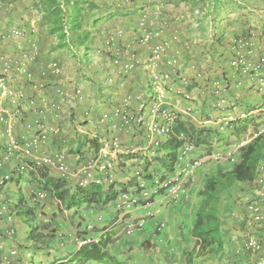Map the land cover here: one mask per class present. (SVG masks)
<instances>
[{
	"label": "crops",
	"instance_id": "crops-1",
	"mask_svg": "<svg viewBox=\"0 0 264 264\" xmlns=\"http://www.w3.org/2000/svg\"><path fill=\"white\" fill-rule=\"evenodd\" d=\"M22 2L27 7L23 13V19L28 20L30 26L39 28L40 14L37 15L36 11L31 10L30 0H22ZM183 6L180 4L168 11L162 9L161 12L157 11L155 16L150 15L149 10H144L141 17L138 18L136 26L139 28L144 15H146L144 17H146L147 27L154 31H160L164 29V26H169L170 31L177 35L179 41L177 45L182 49V68L187 82L177 85L180 95H168L165 106L176 110L179 118L187 125L194 127V130L203 131L198 137H194L195 140L199 138L202 142L198 146L194 142L192 143L196 148L193 156L201 160L202 165L191 175L190 181L182 179L183 183L189 182L188 187L184 188V194L176 202L166 198L164 194H160L146 206L139 205L131 208L126 219H140L144 221V224L139 230L130 234L119 229L120 214L114 209V201L103 208L83 204L79 208L69 210H66L50 194L42 202L44 209L55 214V218L46 221L54 226L52 229L55 230L56 235L57 230L61 235L64 233V229L68 230L71 226L77 228L75 231L83 228L89 230L90 227H94L96 228L94 237H108L111 241L107 248L108 252L119 262L126 264H187L188 254L193 253L192 255L195 257L198 246H196V239L192 236V229L196 220L195 215L203 199L202 192L206 181L216 174L229 171L232 167L225 161H208V153L210 150L232 147L241 140L248 143L256 135L264 132V69L260 70L259 79L253 80L248 76L242 78L236 76L231 71L234 45L238 42L233 41L234 38L242 32L247 35L242 40L250 41L252 44V52L247 62L254 66L264 51V34L260 28L264 24L251 23L249 30H246L247 27H243L244 17H241V20L237 21L238 23H230L228 20L232 13L228 12L220 16L216 22H212L208 16V7L200 10L189 8L187 5ZM243 12L245 11H240V14ZM259 12L261 11L257 9L252 18L259 17ZM127 20V17L112 19L117 23H110V26H114L113 36L121 39L123 46L130 45L135 38L127 29ZM11 27L21 28V25L15 23ZM167 35L169 37V33ZM219 38L221 39L216 44V40ZM22 41L23 48L27 47L25 40ZM49 42L51 44L53 40L46 44ZM131 48L135 51L138 61L135 71L127 78L119 79L114 83L111 81L106 83L107 86L105 85V88L102 89L118 105L125 104L124 101H127L128 94L132 92V89H144L149 78L148 73L141 66L149 55V51L137 45ZM0 52L20 56V51L15 43H2ZM53 59L60 64L61 72L58 75H53L45 69V66ZM27 71L31 73V83L26 82L24 74L18 72L11 78L8 90L0 91V109H3L6 115V120L0 128V160L3 161L6 155V146L11 139L19 144V150L8 161H3L0 167L1 177H8L0 194V204L3 207L12 208V205L16 204H22L25 207L31 206V193L40 177L63 179L68 183V187L73 189L76 186L77 165L88 156L98 157L109 162L112 166L106 176L94 175L93 184L101 187L104 192L111 185L118 190V193L120 191L136 192L142 186L150 189L158 178L173 175V172L169 174L161 167L160 161L165 157L161 154L150 155V145L143 137L136 135L133 124L121 126L112 109L97 101V90L90 87L88 82L84 87L80 68L68 72L66 60L56 59L55 55L49 54L47 48L41 45L37 49L35 60L27 67ZM94 79L97 80V77L94 76ZM221 80L227 86L226 92L222 95L225 100L222 101V106L211 107L212 98L208 96L210 85L213 81ZM237 82L240 83L239 87L236 85ZM41 83H51L57 87L63 86L72 94L81 90L85 92L86 99L78 103L67 101L58 111L53 112L56 118L54 122H51L44 116V114L50 113L51 87L40 90V92L34 91L32 87L33 84ZM16 89L21 90L20 92L23 94L21 99L18 97ZM184 94L190 95V99L185 100ZM32 95L37 98V107L43 105L45 106L44 110L25 106L24 102ZM128 105L130 110L131 108L135 110L133 103L129 102ZM186 109H192V118L183 115ZM41 111L44 112L41 113ZM242 112H254L256 115L249 117L253 119L249 123H244L238 120V116ZM228 115H233L240 124H232L228 132L219 133L216 129V121L224 119ZM38 120L41 121L44 128L57 127L58 129L56 134H48V141L39 152L61 154L70 172L65 178H62L53 168H36L34 170L36 171L34 172L35 177H31L30 174H18L14 171V165L17 162L27 166L31 163L30 157L22 154L23 147L19 142V137L25 132L34 135L37 132L34 122ZM202 122L205 123L202 125ZM239 126H246V132L237 131L236 128ZM8 133L11 135V139ZM89 139H97L95 140L96 149L85 144ZM112 139L119 145L117 150L110 146ZM162 151H164L163 148H161ZM261 154L257 169L264 174V149ZM200 188H202L201 195L196 197L195 192ZM263 192L264 178L257 175L251 183H236L220 193L217 206L218 244L214 243L200 252L194 258V264H250L249 258L243 256V252L246 250L245 238L247 233L253 230H256L264 238V225H253L250 229H246V215L243 214V209L245 204L250 201H255L262 206L260 195ZM6 208H4L5 211L2 212L0 219V236L2 235V254L5 258H10L8 256L9 249L18 245L20 234L15 236V239H10L2 233L14 229L17 224L21 223L23 217L16 216L17 209L10 212ZM262 213L264 216V208ZM38 220L41 221L40 217ZM159 223H164L165 229L157 233ZM122 224L124 226V223ZM78 248L76 246L73 250ZM58 253L61 251L54 252L55 255ZM25 255L26 252L23 256ZM65 256L66 254L60 258L63 259ZM18 259H20V254ZM9 261L19 264L15 262V259H9ZM87 264L97 263L88 262Z\"/></svg>",
	"mask_w": 264,
	"mask_h": 264
},
{
	"label": "built area",
	"instance_id": "built-area-1",
	"mask_svg": "<svg viewBox=\"0 0 264 264\" xmlns=\"http://www.w3.org/2000/svg\"><path fill=\"white\" fill-rule=\"evenodd\" d=\"M161 7V6H160ZM166 32V33H165ZM169 33V37L167 35ZM26 33L23 28L11 27L8 31L0 32V39L3 44H16L19 49V57L14 54H3L0 52V91L8 90V85L13 75L18 72L24 74L26 82L31 83V73L27 71V67L36 58L37 48L34 44L29 45L27 49L23 48V39L25 40ZM177 35L172 33L169 26H164L163 30L154 31L150 30L146 24V17L143 16L142 21L139 24L138 36L134 38L130 45L126 44L119 48H115L116 43L113 38L106 41L107 50L112 53V66L118 68L119 74L122 77L127 78L131 75L138 65V61L135 56V51L131 48L135 45L145 48L149 51V55L142 62V68L148 73L149 78L147 86L144 89H132V92L128 94L125 104L109 107L112 109L114 116L118 119L119 124L123 127L134 125L136 135L143 137L151 148L150 155L163 154L160 151V147L165 143L170 136V125L179 118V114L173 108L166 107L168 95H180L177 85L186 84L184 77V70L182 68L183 53L181 47H178ZM0 43V45L2 44ZM133 45V46H132ZM252 44L247 40H239L234 45V60L231 65V69L234 70L235 75L239 77L248 76L251 80L259 79V72L264 69V52L258 58L254 66L248 64V58L251 55ZM140 64V63H139ZM46 71L51 72L53 75L60 74V64L57 60H51L46 66ZM236 85L239 87L240 83ZM34 91L40 92V90L51 87L50 93L52 95V104L50 105V113L44 114L51 122H54L55 116L53 112H56L67 101L72 103L81 101L82 91H78L74 94L68 92L63 86H56L54 84H33ZM208 87V86H207ZM226 84L221 81H213L209 88V98L211 107L222 106V95L226 92ZM150 90V92H149ZM18 97L21 99L23 94L21 90L16 89ZM35 95V94H34ZM32 95L24 102L27 108H41L45 109V106L40 105L37 107V98ZM185 100L190 99V95L184 94ZM133 103L135 110H130L128 103ZM1 108V107H0ZM44 111H41L43 113ZM192 109H186L183 113L184 116L192 118ZM254 112H242L238 116L239 121L248 120L249 117H254ZM6 115L3 109H0V128L5 122ZM205 123V122H204ZM202 122V125L204 124ZM238 122L233 115H228L224 119H218L216 121V129L219 133L228 132L230 126ZM200 124V123H199ZM37 132L34 135L25 132L20 135L19 142L22 148V154L26 157H30L31 163L29 166L24 163H15L14 171L18 174H22L25 171L36 170V168L45 167L55 169L62 178L69 175V168L65 164L64 157L58 153H40L39 150L42 146H45L48 141V134H56L58 132L57 127L51 129L44 128L40 120L34 122ZM29 131V130H27ZM9 138L11 135L8 133ZM257 136V135H256ZM255 136V137H256ZM178 139L182 140V145L176 151V165L173 175L164 179H157L153 184V187L148 189L144 186L137 189L136 192H119L118 196L113 202L115 211L120 214V222L124 223L126 234L134 233L139 230L144 224L143 220H127L128 211L139 206L143 200L153 199L155 196L163 193L166 198L171 201H178L181 195L184 194V183L182 179H189L191 175L202 165V161L194 158L196 151L195 146L192 143L186 141L187 136L183 133L178 134ZM254 137V138H255ZM245 140L239 141L232 147H226L223 149L210 150L207 155L208 161L218 162L225 161L229 165H234L239 161L240 148L246 145ZM110 146L117 150L119 148L118 143L115 140L110 141ZM19 150V144L12 140L6 146V155L3 161H8L14 153ZM157 151V152H156ZM17 156V155H15ZM0 160V167L2 165ZM112 168L111 164L107 161L101 160L98 157L88 156L77 165L76 183L78 188L84 189L93 184L94 175L106 176L109 170ZM264 178L261 170L256 171V176ZM8 177H1L0 175V187H4ZM110 181V180H109ZM98 184V182H96ZM111 184V182H109ZM33 198L31 204H36L40 208L43 206L47 198V193L44 190L36 189L32 192ZM261 204L259 205L255 201L246 203V217L245 228L250 229L253 225H264V216L262 209L264 208V192L260 195ZM5 209H1V213ZM122 215V216H121ZM11 216V215H10ZM9 217V216H8ZM91 229V227H90ZM158 231L165 229L164 223H159L157 227ZM5 236L10 239H14L15 230L9 229L3 231ZM2 236V235H1ZM0 236V264H14L9 259H17L19 256V250L17 247L9 249L8 256L5 258L2 254V238ZM98 237H87L80 240L77 244L78 247L89 243H98ZM245 249L251 252L254 257L260 256L256 264H264V238L260 236L256 230L247 233L245 238ZM250 259V258H249Z\"/></svg>",
	"mask_w": 264,
	"mask_h": 264
},
{
	"label": "trees",
	"instance_id": "trees-1",
	"mask_svg": "<svg viewBox=\"0 0 264 264\" xmlns=\"http://www.w3.org/2000/svg\"><path fill=\"white\" fill-rule=\"evenodd\" d=\"M98 1L30 0L29 7L31 10L36 11L37 15L40 14L38 20L39 28H37L36 26H30L28 20L23 19V13H25L24 10L27 9V7L23 4L22 0H0V6L4 7L2 10L7 15L5 24H3V26L0 25V32H6L9 27L14 26L15 23H19L21 28H23L26 33L25 42L27 43V47L34 44L38 49L39 46L41 47L42 45V47L44 46L47 48L49 54L55 55L56 59H59L62 52L70 54L72 49L78 48V56H80L79 58L81 62V65L79 66L81 78L84 79L83 77H85L87 80L86 82L90 83V87H94L97 90V101L100 104H105L106 101L105 105L113 107L118 104L116 102L108 101V94L104 93V90H102L105 87L97 83L94 79L95 75H91L92 73H89V71L86 70V62H89L87 57L91 48L94 47V41L90 38V32L86 31V26L89 24L92 26V24L94 25L99 21L103 22L106 20L108 25L107 30L109 31L108 34H110V37H113L116 41L114 49H121L120 47L123 45V41L113 36L112 31H114V26H110V23L113 24L117 22H113L112 19H122L127 17V29L131 31V35L136 37L138 36L139 29L136 26L137 20L146 9L141 5H137L141 0H109L106 7L99 6ZM238 1L241 2L240 5L242 6V9H240L239 12L242 10L245 12L242 14L239 13V18L234 22L238 23L241 20V17H244L245 20L243 27L246 26V30H249L251 22L250 18L253 17L256 11L247 8L248 6L242 2L246 0H178L177 2H182L189 8H197L200 10L204 7H208V16L211 18L210 20L212 22H216L220 16H223L230 11L234 13L236 11L235 3ZM251 2H253V0ZM162 3L160 1L159 5L163 7L164 3ZM162 9L163 8L159 9L158 12H161L160 10ZM247 12L251 13V17H248ZM102 17L105 18L102 19ZM260 18V23L263 25L264 23L262 20H264V14ZM229 21L230 23L232 22L230 19L228 22ZM260 28L262 34H264V26H260ZM246 37L247 35L242 32V34L237 35L233 41H239ZM220 39L221 38L216 40V44L220 41ZM52 40L53 42H51V44L50 42L46 44V42ZM1 42L2 41L0 39V43ZM117 42H119V44ZM27 47H25V49H27ZM105 52L107 61L111 62L113 56L112 53H110L107 48L105 49ZM113 69H115L113 73L117 75L118 78H124L121 74H119L118 68L114 67ZM231 71L235 74L233 69H231ZM104 76L105 73L102 72V75L99 76L100 80H104ZM83 101L84 99L77 101V103ZM251 120L253 119L249 118L248 120L242 122L249 123ZM238 124H240V122H238ZM236 129L239 132H246V126H239ZM202 132V130H194V127L187 125L186 122L180 118L175 120L170 125L169 139L160 147V151L161 148L164 150L162 151L163 154H161V156L165 157V159L160 161L161 167L165 169L166 172H169V174L174 171L176 165V151L183 143L182 140L178 139V134L183 133L187 136V142H194L196 146H198V144L202 141L199 140V138L195 140L194 137H198ZM95 140L89 139L85 142V144H87L90 148L96 149L97 143ZM263 149L264 132L258 134L250 142L240 148L239 161L232 165L229 171L216 174L208 178L206 181L202 192L203 199L195 215L196 220L192 229V236L196 239V246H198L195 257L212 244H218L217 206L219 203L220 193L226 191L229 187L236 183H251L255 179ZM34 172L36 171L29 170L22 174H30L31 177H35L36 175H34ZM162 178L164 177H161V179ZM2 189L3 188L0 187V194ZM36 189L44 190L47 193V196L50 194L51 197L60 202L66 210L79 208L83 204H86V206L95 205L103 208L108 203L114 201L118 196V190L114 189L112 185L106 192L95 184H91L84 189L78 188L77 186L70 189L68 187V183L60 178L43 179V177H40L32 192ZM31 198H33L32 193ZM151 201L152 199L143 200L140 202V205L146 206L150 204ZM37 207L40 210V207L36 204H32L31 207L16 204L12 205V208L3 207V205L0 204V211L2 208H6L10 212H14L17 209L16 216L19 215L23 217L21 223H23L24 227V237L20 242H18V245H16L20 254V259H17V263L19 264L26 256H23L25 252L26 254L30 253L31 258L34 257L35 253L40 252L45 258H47V260H49V247H54L56 244L55 240L57 239L55 237V230L52 229L53 226L49 223L43 225L42 221L38 220L39 215L37 214ZM1 215L2 213L0 212V219L2 218ZM110 242L111 241L108 237L101 236L97 244L89 243L83 245L76 250L68 252L63 259L57 257L56 259L47 261V263H42L41 261L37 263L30 259L28 264H87L88 262H95L97 264H126L119 262L108 252L107 248ZM45 250L46 252H44ZM52 251L55 252V250ZM192 254L190 253L187 256V264H194L193 261L195 257H193Z\"/></svg>",
	"mask_w": 264,
	"mask_h": 264
},
{
	"label": "rangeland",
	"instance_id": "rangeland-1",
	"mask_svg": "<svg viewBox=\"0 0 264 264\" xmlns=\"http://www.w3.org/2000/svg\"><path fill=\"white\" fill-rule=\"evenodd\" d=\"M98 1V0H97ZM109 0H100L98 1V5L101 6V7H106L107 6V2ZM161 1V3L163 2L164 3V6L160 7L159 5V2ZM178 0H141L139 2V4L137 5H141L143 6L146 10H149L151 13H149L150 15L152 16H155L156 15V12L163 8L165 9V11H168V9H173L175 8V6H178V5H185L183 4L182 2H177ZM252 0H246V1H242L243 3H245L246 6H248L247 8L251 9V10H254V11H261L259 12V17H256V18H250V24L251 23H256V22H260L261 21V16L264 14V0H253V2H251ZM162 3V4H163ZM241 2H237L235 3V9L236 11L233 13L230 11V14L232 13V16L230 15L231 18H229L232 22H234L235 20H237L239 18V10L242 9L241 5H240ZM159 5V6H158ZM183 7H186V6H183ZM4 7L0 6V25L3 26V24H5L6 20H7V15L3 12V9ZM161 11V10H160ZM248 13V17H251L250 16V12H247ZM146 16V15H144ZM105 18V17H102V19ZM107 21L104 20L103 22H97V24H92V26L89 24L86 26V31L90 32L91 34V39L92 41H94V47L91 48L90 52H89V55L87 57V59H89V62H86V70L89 71V73H92L91 75H95L97 74V80L96 82L101 84L103 87H105V85L107 86L108 83H110V81L112 83L114 82H117L121 77H117V75H115L113 72L115 69L114 66L111 65V62L107 61L106 59V52H105V49H106V41L108 39H110V34H108V25L106 23ZM263 22V20H262ZM106 24V25H105ZM150 30H152L151 28H149ZM113 38V37H112ZM115 41V40H114ZM116 43V41H115ZM119 44V42H117ZM79 55V50L78 48H74L72 49V52L70 54H65V53H61V56H59V59H65L66 60V65H67V70L68 72H71V71H74L75 69H78L80 68L79 66L81 65V62H80V56ZM85 58V57H83ZM102 72L105 73V76L103 77L104 80H100V75H102ZM84 78V87L86 85V78ZM123 79V78H121ZM108 82V83H107ZM107 83V84H106ZM84 91V90H83ZM81 97L82 99H86V95H85V92H82L81 94ZM108 101L109 102H113L114 100L108 95ZM105 104H106V101H105ZM189 180V179H187ZM186 180V181H187ZM190 181V180H189ZM189 185V182L188 183H184V188H187ZM202 188L198 190H196V194L195 196H199L201 195V190ZM198 192H200V194H198ZM31 207V206H30ZM43 206H41L40 210L38 209V215L43 223L46 224L48 223L47 221L48 220H51L53 218H55V214L54 213H51L50 211H48L47 209H44ZM246 204H245V207L243 209V214L246 213ZM38 217V219H39ZM24 219L26 220V218L24 217ZM28 220V219H27ZM47 220V221H46ZM54 227V226H53ZM123 224L120 223L119 224V229L120 230H123L124 232L125 231V228H123ZM23 223L21 224H17L14 228L15 230V233H16V236L18 234H20V237L18 238V242H20L23 237H24V232H23ZM72 228V229H71ZM76 228V227H75ZM73 226L70 227V229L66 230L64 229L63 232L61 235H60V232L59 230H57V235H55L56 239L55 240V246L54 247H49L47 249L48 252H50V257L48 258L49 260L51 259H56L57 257L60 258V256H63L64 257V254H67L68 252L72 251L78 244V242L84 238H87V237H92L91 234H93L94 236V231H96V228L94 227H91L92 229H89L87 230V228H83V229H80L78 231H75L77 230V228L75 229ZM57 229V228H56ZM85 230H87L85 232ZM157 233H159L158 230H156ZM30 245V244H29ZM52 250H55V251H61V253H58V254H54V252ZM46 252V250L44 251ZM243 256L246 257V258H250V264H256L257 263V260L260 256L256 255V256H252L251 255V252L248 251V250H245V252H243ZM31 260H33L34 262H39L41 261L42 263L43 262H46L49 261L47 260V258L44 257V255L42 253H35L34 257L31 258V255L30 253L26 254V256L24 257L23 261H21L20 264H28V262ZM20 262V261H19ZM248 263V261H247Z\"/></svg>",
	"mask_w": 264,
	"mask_h": 264
},
{
	"label": "clouds",
	"instance_id": "clouds-1",
	"mask_svg": "<svg viewBox=\"0 0 264 264\" xmlns=\"http://www.w3.org/2000/svg\"><path fill=\"white\" fill-rule=\"evenodd\" d=\"M174 170H175V169H174ZM173 172H174V171H173ZM190 178H191V177H190ZM190 178H189V179H190ZM158 179H159V178H158ZM160 179H161V178H160ZM162 179H164V178H162ZM162 179H161V180H162ZM183 187H184V185H183ZM184 191H185V189H184ZM161 194H163V193H161ZM159 195H160V194H159ZM173 202H174V201H173ZM245 215H246V213H245Z\"/></svg>",
	"mask_w": 264,
	"mask_h": 264
}]
</instances>
